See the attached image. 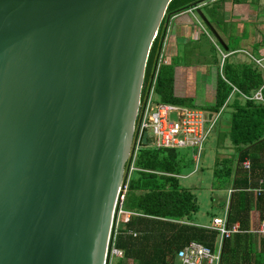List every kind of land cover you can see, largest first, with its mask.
<instances>
[{
  "label": "water",
  "instance_id": "1",
  "mask_svg": "<svg viewBox=\"0 0 264 264\" xmlns=\"http://www.w3.org/2000/svg\"><path fill=\"white\" fill-rule=\"evenodd\" d=\"M171 1L0 0V264L108 263Z\"/></svg>",
  "mask_w": 264,
  "mask_h": 264
},
{
  "label": "trees",
  "instance_id": "2",
  "mask_svg": "<svg viewBox=\"0 0 264 264\" xmlns=\"http://www.w3.org/2000/svg\"><path fill=\"white\" fill-rule=\"evenodd\" d=\"M197 1L199 0H172L168 13L192 9ZM222 1H210L201 6L211 24L213 21L218 24L224 23ZM164 25L165 22L151 48L144 93L156 80L155 89L160 101L192 106L191 100L187 101L174 95V66L180 63L183 54L180 53L171 64L162 63L157 69L153 83L151 82L155 62L163 46ZM242 69L241 74L226 62L225 78L221 76L219 79L217 106L224 104L233 86L252 94L264 84V74L259 66L251 63L244 65ZM230 135L234 144L242 150L241 163L251 155L253 149L264 150V103L248 100L245 105H238L234 112ZM177 153L178 149L155 146H146L138 152L135 160L137 169L131 172L124 201L125 209L135 214L131 216L129 222L121 225L116 245L124 250V257L113 264H128L131 261L133 264H178L175 260L177 253L190 241L201 242L213 250L218 245V231L192 223L198 209L196 195L193 189L184 186L180 181L178 172L181 167L176 166V162L179 161ZM221 171L223 170L217 172L216 185L225 187L228 181L230 183L233 171L231 168L226 172ZM249 175L250 171L239 170L236 188L241 186V178L248 180ZM249 198L251 200L252 196L245 190L235 193L230 206L235 214L230 221H235L239 217L237 213L242 210L243 200ZM257 202L259 207L264 208L263 195L258 197ZM240 226L242 232L224 240L222 264H252L253 257L258 264H264V237L258 241L254 234L246 233L243 220ZM135 232L136 236L133 235Z\"/></svg>",
  "mask_w": 264,
  "mask_h": 264
},
{
  "label": "crops",
  "instance_id": "3",
  "mask_svg": "<svg viewBox=\"0 0 264 264\" xmlns=\"http://www.w3.org/2000/svg\"><path fill=\"white\" fill-rule=\"evenodd\" d=\"M222 3L223 24L213 21L211 28L196 11L185 10L172 16L166 29L161 64H171L180 53L184 55L180 63L174 66V95L187 101L191 100L192 106L180 105L206 111L209 119L212 118L211 121L220 112V118L215 121L214 129L200 157H197L198 151L195 149L177 148L176 155L179 161L176 162V166L181 167L178 172L181 183L201 193V196L195 193L198 209L195 211L193 224L218 231L213 225L214 218L227 215L230 227H241L243 220L246 233L254 234L260 241V238L264 237V233L260 231L264 227V208L258 206L259 195L254 188L261 180L264 182V150L256 148L252 150L251 155L246 157L251 160V168L246 169L240 162L242 150L234 144L230 132L238 105H245L248 100L264 103V98L255 97L264 84L252 94L233 86L224 104L217 105L219 79L221 76L225 78L226 62L241 74L242 67L251 63L259 66L264 74V0H223ZM217 33L224 43L220 42ZM155 86L156 80L153 85V96L155 100L160 101ZM230 168L233 171L230 183L228 181L225 187L216 185L217 172L220 170L226 172ZM239 170L250 171L251 175L248 180L241 178V186L236 188ZM241 190L250 193L252 202L251 197L243 200L242 210L237 213L239 217L235 221H230L235 214L230 206L235 193ZM236 233L228 238L234 237ZM133 235L136 236L137 232ZM217 247L218 245L215 250ZM175 260L182 264L178 253ZM252 264H258L255 257Z\"/></svg>",
  "mask_w": 264,
  "mask_h": 264
},
{
  "label": "built area",
  "instance_id": "4",
  "mask_svg": "<svg viewBox=\"0 0 264 264\" xmlns=\"http://www.w3.org/2000/svg\"><path fill=\"white\" fill-rule=\"evenodd\" d=\"M264 85L257 91L255 97L262 99ZM153 86L149 87L143 96L145 102L142 105L138 125L136 127V137L134 139V157L146 146L172 147V148H192L198 151L197 157H200L202 149L214 129L215 121L220 118V112L216 118L209 119L206 111L202 109L182 106L176 103L156 101ZM147 135L152 138V142L144 143L143 137ZM243 167L251 168V160L246 158ZM135 166L132 165L131 170ZM131 170L127 175L130 178ZM260 185L254 188L258 195H264V187ZM128 191L127 185H123L119 191L116 214L110 243L108 247V263L113 264V258L124 257V251L117 247L116 240L122 223L130 221L134 212L125 209L124 201ZM232 191V190H231ZM230 191V192H231ZM227 215L214 218L213 225L220 232L217 250L198 241H191L178 252V258L182 264H222L224 240L233 233L239 232L240 228L229 227ZM264 233V227L260 229Z\"/></svg>",
  "mask_w": 264,
  "mask_h": 264
},
{
  "label": "bare ground",
  "instance_id": "5",
  "mask_svg": "<svg viewBox=\"0 0 264 264\" xmlns=\"http://www.w3.org/2000/svg\"><path fill=\"white\" fill-rule=\"evenodd\" d=\"M146 70H147V69H146ZM152 77H154V75H153ZM145 78H146V75H145ZM154 78H155V77H154ZM151 82L153 83L152 78H151ZM144 84H145V81H144ZM151 86H152V84H150L149 87H151ZM143 92H144V86H143ZM144 102H145V98L143 99V95H142V98H141V101H140V106H139V111H138V115H137V119H136V124H135V130H134V137H133V140H134L135 137H136V127H137L138 122H139V118H140V114H141V109H142V105L144 104ZM145 137H148V136L145 135V136L143 137V139H144ZM148 138H150V137H148ZM161 148H172V147H161ZM174 149H177V148H174ZM136 158H137V156L134 157V154L131 155V157H130V163L128 164V168H127L128 171L131 170L132 165L135 166V160H136ZM136 169H137V168H136V166H135V168L132 169L131 172H133V171L136 170ZM129 180H130V178H129L128 175H127V176L125 177V179H124V182H123L122 186L125 184V185H127V187H128ZM122 186H121V187H122Z\"/></svg>",
  "mask_w": 264,
  "mask_h": 264
},
{
  "label": "clouds",
  "instance_id": "6",
  "mask_svg": "<svg viewBox=\"0 0 264 264\" xmlns=\"http://www.w3.org/2000/svg\"><path fill=\"white\" fill-rule=\"evenodd\" d=\"M204 4H206V3H204V2H202V3H200L199 5H196V6H194L192 9H189L191 12H194L195 11V9L196 8H198V7H201V6H203ZM196 13H197V11H196ZM177 14V13H176ZM198 14V13H197ZM175 15V14H174ZM173 15V16H174ZM198 16H199V14H198ZM200 17V16H199ZM201 18V17H200ZM202 19V18H201ZM206 24V23H205ZM163 25V24H162ZM164 27H165V25H164ZM168 28V27H167ZM166 27H165V33H164V37H165V35H166V29H167ZM161 29V28H160ZM160 32V31H159ZM158 36V35H157ZM163 41H164V39H163ZM162 49H163V46H162V48H161V50H160V53H159V55H158V57H157V60H156V62L158 63V65H157V68H156V75H157V69L160 67V65H161V54H162ZM155 62V63H156ZM155 75V76H156ZM242 166H243V164H242ZM263 184H264V182H263ZM262 184V186L264 187V185ZM259 185H260V182H259ZM258 185V186H259ZM257 186V187H258ZM232 192V191H231ZM231 192L229 193V194H231ZM259 196H262V195H259ZM264 196V195H263ZM229 205H230V203L228 202V207H229ZM227 221H228V219H227ZM229 226V225H228ZM230 227V226H229ZM240 228V227H239ZM241 230V229H240ZM240 232V231H239ZM236 233V232H235ZM234 234V233H233ZM220 239V238H219Z\"/></svg>",
  "mask_w": 264,
  "mask_h": 264
},
{
  "label": "rangeland",
  "instance_id": "7",
  "mask_svg": "<svg viewBox=\"0 0 264 264\" xmlns=\"http://www.w3.org/2000/svg\"><path fill=\"white\" fill-rule=\"evenodd\" d=\"M210 1H216V0H207V1L204 0L203 2H204V3H207V2H210ZM223 7H224V5H223ZM189 11H190V10H189ZM182 48H183V46H182ZM182 150L185 151V150H189V149H182ZM202 177H203V176H202ZM194 191H195V190H194ZM195 193H196L198 196H199V195L201 196V193H200L199 191H195ZM118 259H121V258H113L112 263H116V261H117ZM128 264H133V262H132V261H131V263L128 262Z\"/></svg>",
  "mask_w": 264,
  "mask_h": 264
}]
</instances>
